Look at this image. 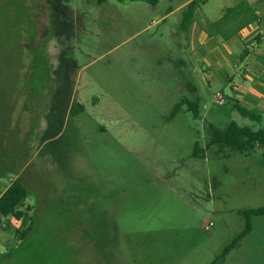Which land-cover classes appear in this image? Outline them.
Returning <instances> with one entry per match:
<instances>
[{
    "label": "rangeland",
    "instance_id": "374dc122",
    "mask_svg": "<svg viewBox=\"0 0 264 264\" xmlns=\"http://www.w3.org/2000/svg\"><path fill=\"white\" fill-rule=\"evenodd\" d=\"M125 2L0 0V192L20 177L28 194L23 220L0 222V264H212L264 207L262 151L206 148L210 124L264 120L198 80L206 120L171 118L190 98L183 31L151 25L165 1ZM215 264H264V217Z\"/></svg>",
    "mask_w": 264,
    "mask_h": 264
},
{
    "label": "crops",
    "instance_id": "0c3cea01",
    "mask_svg": "<svg viewBox=\"0 0 264 264\" xmlns=\"http://www.w3.org/2000/svg\"><path fill=\"white\" fill-rule=\"evenodd\" d=\"M116 1L124 6L128 4L126 0ZM130 1L148 2L154 12L161 1H165L167 3L165 13L159 20L152 21L151 25L175 20L178 30L181 29L185 7L197 1L198 7L192 15L191 22L183 31L184 43L178 44L183 52V58L178 59L177 64L183 81L182 87L189 92L188 100L198 104L199 99L201 100V89L199 91L201 85H195L194 80L203 84L205 92L210 90V86L219 85L222 88L219 92L224 98L227 97L234 108L240 106L248 109L259 115L261 121L264 120V0H214L217 1L215 3L211 2L213 0ZM104 3H107V0ZM201 7L204 8L203 11ZM233 8L237 10L226 24L215 28L214 24L219 22L228 9ZM257 31L260 32L259 35H256ZM227 89L229 91L226 95L224 91ZM208 112L206 107L199 109L198 118L206 120ZM2 176L3 172H0V180ZM9 185L0 192V195ZM2 219L5 218H0V222Z\"/></svg>",
    "mask_w": 264,
    "mask_h": 264
},
{
    "label": "trees",
    "instance_id": "16d2710c",
    "mask_svg": "<svg viewBox=\"0 0 264 264\" xmlns=\"http://www.w3.org/2000/svg\"><path fill=\"white\" fill-rule=\"evenodd\" d=\"M149 1V0H146ZM98 4L104 3L105 0H97ZM198 7V2L193 1L189 3L183 13L180 28L185 31L190 22L195 9ZM237 8L228 9L225 15L214 24L215 28L226 24L229 17L236 12ZM186 106L187 111L191 112L194 118L199 116V106L197 102H191L187 98L181 99L172 109L171 118H173L182 107ZM236 112L245 119L251 122L260 123L261 117L252 113L250 110L240 106L235 107ZM83 107L79 104H74L69 113L71 116L80 114ZM210 140L206 148L217 146L230 149L239 153H245L258 148L262 151L261 162L264 163V128L253 130L251 127H240L235 122H230L224 129H219L213 125L208 127ZM205 149L199 148L197 144L194 145L191 157L194 159H204ZM27 191L22 184L21 179L16 178L10 183L8 188L0 195V218H13L16 221H21L24 218L23 212L19 209L22 203L27 198ZM245 219L244 229L226 246L220 257L215 258L212 264H215L220 259H225L230 252L235 249L238 244L245 239L252 231V218L264 217V207L245 210L239 213ZM30 232V227L26 229L21 235L23 239L25 235Z\"/></svg>",
    "mask_w": 264,
    "mask_h": 264
},
{
    "label": "built area",
    "instance_id": "2783aa9c",
    "mask_svg": "<svg viewBox=\"0 0 264 264\" xmlns=\"http://www.w3.org/2000/svg\"><path fill=\"white\" fill-rule=\"evenodd\" d=\"M259 34H260V32L257 31V32H256V35H259ZM213 100H214V103H215V104H217V105H222L223 102H224V97H223V95H222L221 93H216V94H214V96H213Z\"/></svg>",
    "mask_w": 264,
    "mask_h": 264
}]
</instances>
